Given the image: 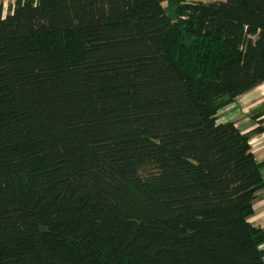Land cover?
I'll return each mask as SVG.
<instances>
[{
  "label": "trees",
  "instance_id": "1",
  "mask_svg": "<svg viewBox=\"0 0 264 264\" xmlns=\"http://www.w3.org/2000/svg\"><path fill=\"white\" fill-rule=\"evenodd\" d=\"M262 83L264 0L0 1V264H264Z\"/></svg>",
  "mask_w": 264,
  "mask_h": 264
},
{
  "label": "crops",
  "instance_id": "2",
  "mask_svg": "<svg viewBox=\"0 0 264 264\" xmlns=\"http://www.w3.org/2000/svg\"><path fill=\"white\" fill-rule=\"evenodd\" d=\"M220 114H226L223 117L234 121L242 132L250 131L260 124L264 128V83L239 96L233 104L222 109ZM250 143L257 161L262 164L264 177V130L254 133ZM254 210L250 222L255 226L264 227V187L258 192Z\"/></svg>",
  "mask_w": 264,
  "mask_h": 264
},
{
  "label": "rangeland",
  "instance_id": "3",
  "mask_svg": "<svg viewBox=\"0 0 264 264\" xmlns=\"http://www.w3.org/2000/svg\"><path fill=\"white\" fill-rule=\"evenodd\" d=\"M4 4V14H7L10 11V7L15 3L16 0H0ZM187 1H192V0H187ZM206 1H212V0H206ZM228 114V113H227ZM226 114H220L219 119L220 121L223 120V122H227L230 119L224 118ZM256 221V220H254Z\"/></svg>",
  "mask_w": 264,
  "mask_h": 264
}]
</instances>
